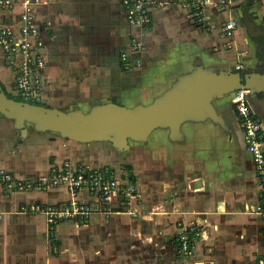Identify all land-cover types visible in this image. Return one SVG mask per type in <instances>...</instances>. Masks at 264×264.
I'll list each match as a JSON object with an SVG mask.
<instances>
[{
    "label": "crops",
    "instance_id": "crops-1",
    "mask_svg": "<svg viewBox=\"0 0 264 264\" xmlns=\"http://www.w3.org/2000/svg\"><path fill=\"white\" fill-rule=\"evenodd\" d=\"M16 1L12 9L0 10V22L18 19L22 0ZM204 10L201 24L178 4L154 11L143 36L147 48L142 65L133 68L138 73L137 101L127 105L119 97L94 103L88 98L86 109L89 102L84 100L78 106H71L73 101L56 104L54 82L73 75L85 60L92 70L85 74L83 91L90 83L101 87L95 68L102 76L128 78L121 60L130 41L125 10L120 0H40L36 21L47 60L43 102L84 112L108 102L146 106L182 78L193 77L197 64L211 72L251 74L257 86L263 85L264 0H235L225 10L208 3ZM230 18L236 28L227 38L223 28ZM13 78L0 48V84L9 94ZM69 85V92L77 95ZM231 97L212 101L222 122L187 118L177 134L160 126L145 141L129 140L127 149L110 141L80 142L53 131L26 128L23 133L14 120L0 114V264H257L264 256V214L259 210L264 200ZM249 99L264 120V87ZM102 150L105 155L97 156ZM64 162L108 166L134 182L138 196L104 212L94 198L81 194L79 199L97 209L87 220L50 223L35 206H63L71 195L66 188H40L37 183ZM5 175L11 179L3 180ZM17 181L29 185L18 189ZM182 228L189 230L193 244L187 257L179 248Z\"/></svg>",
    "mask_w": 264,
    "mask_h": 264
},
{
    "label": "built area",
    "instance_id": "built-area-1",
    "mask_svg": "<svg viewBox=\"0 0 264 264\" xmlns=\"http://www.w3.org/2000/svg\"><path fill=\"white\" fill-rule=\"evenodd\" d=\"M125 10L127 25L129 26V47L122 52L121 60L127 67L140 68L142 54L146 50L143 36L147 33L154 11L170 4H178L186 10L196 24L204 21L205 6L208 3L225 10L235 0H120ZM40 0H22V10L14 23L0 22V48L4 54L6 64L13 71L11 94L21 100L38 103L43 102L46 93L47 60L39 24L36 21V6ZM17 4L16 0H0V10H10ZM236 20L230 18L225 21L223 35L233 37ZM233 109L246 138V148L251 154L257 181L264 200V120L252 107L250 90L237 89L231 93ZM11 179L5 175L3 180ZM13 181V180H12ZM42 186H60L66 188L71 195L63 206H35L44 212L50 223L58 220H87L97 209L90 201L79 199L81 194L94 198L102 206L104 212H110L113 207L120 208L121 204H128L138 196V189L134 182L116 175L108 166L91 168L83 164L64 162L53 169L48 177L41 178L37 183ZM18 189H24L29 184L15 182ZM115 203V204H114ZM117 204V205H116ZM115 205V206H114ZM264 214V204L259 207ZM198 236V232L195 233ZM179 248L187 257L192 252V241L189 230L182 228L179 234ZM264 264V256L257 261Z\"/></svg>",
    "mask_w": 264,
    "mask_h": 264
},
{
    "label": "water",
    "instance_id": "water-1",
    "mask_svg": "<svg viewBox=\"0 0 264 264\" xmlns=\"http://www.w3.org/2000/svg\"><path fill=\"white\" fill-rule=\"evenodd\" d=\"M263 87L264 84L257 86L251 74L230 70L211 72L197 64L193 77L182 78L177 86L146 106L128 108L108 102L88 112L64 111L18 99L0 84V113L14 120L16 128L23 133L26 123L31 122L40 131L57 132L80 142L110 141L119 149H127L129 140L145 141L160 126L169 127L175 135L187 118L210 117L221 121L213 107V99L241 88L249 89L250 95L259 94Z\"/></svg>",
    "mask_w": 264,
    "mask_h": 264
},
{
    "label": "rangeland",
    "instance_id": "rangeland-1",
    "mask_svg": "<svg viewBox=\"0 0 264 264\" xmlns=\"http://www.w3.org/2000/svg\"><path fill=\"white\" fill-rule=\"evenodd\" d=\"M91 66L92 65L85 60L82 63V65H80L81 68L78 71H76L73 75L71 72L67 73L64 76L59 77V81L54 82L57 89H58V90H56V92H53V96L56 98V101H55L56 104H59V102H61V101H63L64 103L66 102V104L73 101L74 103H70V105L72 106L73 104L76 105L78 102L82 103V100H84L85 102H89V103H84L86 105H84V104H82V105H84L86 107V109H88L90 104H91L89 101L90 98H91V101L94 103L98 102V101L105 102L104 100H107L110 98L117 100V99H119V97H123L122 99H126V100H124V103L127 105H132L137 101L138 89H137L136 85L134 84V81L136 80V78H137L136 74H138V73H137V71H135L133 69L134 67H132V66L128 67V69L126 70V72L128 74V78H124L122 81L120 79H118L119 77H115L114 74L102 76V74H101L102 70L101 69L99 70V68H95L94 74L97 75L96 76V80H97L96 84H98V86L100 85L101 87L98 88V87H96L97 85L90 83V85H89L90 88L88 87L87 91H83L81 89V86L84 85V80H85L84 78H86V75L92 70V69H90ZM104 77H106L104 79L106 82L102 81ZM69 82L73 85V88H75V90H78L79 93L77 95H75V93L73 94V93L69 92V88H70ZM109 84H110V86H108ZM94 88H98V90H96V89L94 90ZM109 88H112V90ZM104 91L107 92V94H105ZM85 92H87V94ZM102 95H105V96H103L104 98H101ZM139 99L141 100L143 98L139 97ZM64 103H63V106H61L63 108H64ZM45 104L50 105L49 103H47V101L45 102ZM78 105L79 104H77V106ZM67 106L69 107V105H67ZM68 107H66V108L70 109ZM63 108H61V110ZM83 109H85V108H83ZM1 116H3V115H1ZM26 128H29L30 130L34 131L35 130L34 123L27 122ZM19 134H20V131L18 130V136H19ZM132 142H134V141H132ZM89 150H90L89 153H91L92 149H89ZM95 153L99 157H102L105 155L104 151H103V153L101 151H97ZM106 154L109 155L107 150H106ZM111 156L114 158L113 154Z\"/></svg>",
    "mask_w": 264,
    "mask_h": 264
},
{
    "label": "trees",
    "instance_id": "trees-1",
    "mask_svg": "<svg viewBox=\"0 0 264 264\" xmlns=\"http://www.w3.org/2000/svg\"><path fill=\"white\" fill-rule=\"evenodd\" d=\"M11 95V94H10ZM13 96V95H12ZM19 99V98H18ZM36 104H41V105H45V103L44 102H38V103H36Z\"/></svg>",
    "mask_w": 264,
    "mask_h": 264
}]
</instances>
